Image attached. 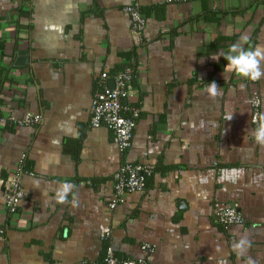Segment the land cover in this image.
<instances>
[{
  "label": "crops",
  "instance_id": "crops-1",
  "mask_svg": "<svg viewBox=\"0 0 264 264\" xmlns=\"http://www.w3.org/2000/svg\"><path fill=\"white\" fill-rule=\"evenodd\" d=\"M129 5L145 18L141 45ZM244 34L246 48L264 46V0H0V264H92L109 248L145 264H264V145L251 134L264 78L223 73ZM127 67L138 118L121 153L90 108L103 78ZM27 112L42 123L9 121ZM22 158L24 197L9 215L3 193ZM124 161L154 172L110 210ZM231 204L242 223L223 228L216 213ZM243 236L251 246L237 257Z\"/></svg>",
  "mask_w": 264,
  "mask_h": 264
},
{
  "label": "built area",
  "instance_id": "built-area-1",
  "mask_svg": "<svg viewBox=\"0 0 264 264\" xmlns=\"http://www.w3.org/2000/svg\"><path fill=\"white\" fill-rule=\"evenodd\" d=\"M123 11L129 16L131 33L135 44H142L143 32L145 30V18L135 5L125 6ZM133 65V62L130 63ZM132 69L127 67L112 77L113 85L108 84L106 76L103 78L100 90L95 93L90 108V124L94 128L101 126L111 131L114 143L121 153L126 152L131 146V137L135 129L138 110L130 108L127 98L131 92ZM251 121L258 125L260 110V99L256 94L251 98ZM15 127H36L43 121L40 113L27 112L22 116L9 118ZM154 172V166L150 164L122 162L119 170L113 176V198L108 203V208H114L123 202L126 194L141 192L145 182ZM28 172L23 166V158L11 174L8 188L4 191V206L9 215L15 214L19 203L24 197L22 190V177ZM31 175V174H30ZM217 222L228 228L231 225L242 223L241 214L234 204L216 213ZM141 249L151 252L153 248L149 245H142ZM92 264H145L143 259H121L115 255L112 249H107L102 260Z\"/></svg>",
  "mask_w": 264,
  "mask_h": 264
},
{
  "label": "clouds",
  "instance_id": "clouds-1",
  "mask_svg": "<svg viewBox=\"0 0 264 264\" xmlns=\"http://www.w3.org/2000/svg\"><path fill=\"white\" fill-rule=\"evenodd\" d=\"M249 41V36L244 34L240 37L239 41L229 45L228 50L223 53V59L226 61L223 67L224 78L228 79L226 74L234 75L238 79L247 81H258L264 78V46H249L245 47ZM220 55H213L211 58L219 60ZM219 86L215 81L208 82L205 87V93L215 98L219 95ZM251 134L255 142L259 145H264V114H260L259 123L256 128L252 129ZM74 185L65 183L57 193L59 202L64 203L67 201V196ZM24 221H21L23 224ZM250 241L247 236L241 237L237 242L233 243L232 248L237 257H241L250 247ZM247 264H254L249 258Z\"/></svg>",
  "mask_w": 264,
  "mask_h": 264
},
{
  "label": "trees",
  "instance_id": "trees-1",
  "mask_svg": "<svg viewBox=\"0 0 264 264\" xmlns=\"http://www.w3.org/2000/svg\"><path fill=\"white\" fill-rule=\"evenodd\" d=\"M133 58H134V56H133ZM131 60H132V58H131V59H128L127 62L130 63ZM129 63H128V64H129ZM123 70H124V69H123ZM123 70H122V71H123ZM116 256H117V255H116Z\"/></svg>",
  "mask_w": 264,
  "mask_h": 264
},
{
  "label": "water",
  "instance_id": "water-1",
  "mask_svg": "<svg viewBox=\"0 0 264 264\" xmlns=\"http://www.w3.org/2000/svg\"><path fill=\"white\" fill-rule=\"evenodd\" d=\"M112 85H113V84L111 83V87H112Z\"/></svg>",
  "mask_w": 264,
  "mask_h": 264
}]
</instances>
